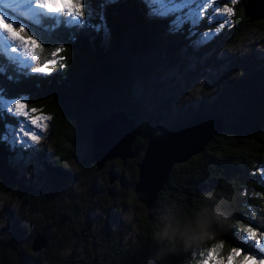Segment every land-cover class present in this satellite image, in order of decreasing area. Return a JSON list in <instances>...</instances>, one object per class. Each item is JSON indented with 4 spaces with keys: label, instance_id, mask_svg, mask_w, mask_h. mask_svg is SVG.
I'll list each match as a JSON object with an SVG mask.
<instances>
[{
    "label": "trees",
    "instance_id": "obj_1",
    "mask_svg": "<svg viewBox=\"0 0 264 264\" xmlns=\"http://www.w3.org/2000/svg\"><path fill=\"white\" fill-rule=\"evenodd\" d=\"M244 1L236 5L232 25L195 45L196 37L210 29L206 18L198 27L186 23L177 32L171 28L172 18L155 17L152 5L140 0H85L92 12V17H85L87 27L63 26L36 52L39 66L62 46L63 67L57 63L48 74L28 75L9 69V74L18 76L13 80L0 75L7 96H26L30 106L50 115L55 161L29 182L10 164L8 141L0 142V196L16 198L30 211L11 212L8 227L0 228V264H56L44 259L54 241L43 219L57 221L64 235L84 238L83 253L73 264H194L219 241L224 242L223 255L238 246L239 225L264 228V56L253 48L225 53L249 27L264 24V19L249 21L244 16ZM101 10L108 41L97 28ZM173 66L188 80L211 67L216 71L208 75L213 89L172 106L167 91L155 92L154 102L144 105L135 82ZM117 111H126L141 123L143 133L134 144L137 156L125 161L113 158L97 170L91 126ZM207 112L218 113L224 129L200 153L172 166L148 219L134 194L137 162L147 140ZM80 141L88 144V150L72 171L65 165L77 158ZM112 171L119 178L110 184ZM109 186L114 187L112 197ZM104 201L110 204L100 207ZM116 202L140 206L134 237L129 227L119 225ZM202 232L215 236L202 239ZM38 233H45L48 243L34 252L30 241Z\"/></svg>",
    "mask_w": 264,
    "mask_h": 264
},
{
    "label": "snow or ice",
    "instance_id": "obj_2",
    "mask_svg": "<svg viewBox=\"0 0 264 264\" xmlns=\"http://www.w3.org/2000/svg\"><path fill=\"white\" fill-rule=\"evenodd\" d=\"M148 2L153 5L152 14L155 17L172 18L171 28L177 32L182 31L186 23L198 27L205 22V18L210 29L215 23L214 31L203 34V40H208L231 24L235 6L240 0H225L224 3L220 0ZM63 26L87 27L82 0H0V75L8 80L17 79L18 76L9 74V69L23 75L29 72L50 73L64 59L60 53L65 49L62 46L55 48L51 52L52 59L41 66L35 64L36 50L42 49V42L51 43V35ZM60 66L63 67V64L60 63ZM49 119V116L39 113L36 108H30L25 97H9L6 89L0 87V121L4 122L0 142L11 140L21 147H30L29 142L40 141ZM10 120L15 121V124L9 123ZM237 231L241 233L238 246L223 255L224 242L219 241L207 250L202 264H264V228L241 224Z\"/></svg>",
    "mask_w": 264,
    "mask_h": 264
},
{
    "label": "rangeland",
    "instance_id": "obj_3",
    "mask_svg": "<svg viewBox=\"0 0 264 264\" xmlns=\"http://www.w3.org/2000/svg\"><path fill=\"white\" fill-rule=\"evenodd\" d=\"M116 1L121 0H104L105 3H113ZM140 1L150 4L149 2H146L148 0ZM221 1L222 0H220V2ZM223 1L225 2V0ZM82 2L84 3L85 17H92V12L89 9L88 5L85 3V0H82ZM209 11L211 12V8H209ZM98 15L101 20L98 22L97 28H101L103 30L105 41H108L109 35L108 30L105 27L106 24L102 19L104 18L102 10L98 12ZM234 21L235 15L232 17L230 25H232ZM212 26L214 27L200 33L196 37V39L194 40L195 45H200L201 43H205L207 41L203 40V34L210 30L214 31L216 28V24L213 23ZM248 48H253L259 55L264 56V24L249 27L246 33H244L239 38L236 45L228 48L225 53L231 54L235 50L243 51ZM191 68L194 69V62L193 64H191ZM200 72L204 74L196 76L194 79L188 80L182 73L179 72L178 66L162 67L158 70V72L155 73L154 77H152L151 79L147 81L139 80L135 82L136 95L140 96L142 103L147 106L150 102H154V98L157 97L155 92L160 93L161 91L165 90L168 92L167 97L170 98V106L185 103L186 100L192 99L194 96L198 95L203 89H213V86L211 85L212 80L209 78L208 75L212 74V76H214L216 74V71L213 70L211 67L207 66V68L201 69ZM157 85H159L160 87L157 88ZM23 97L27 99L26 96ZM29 107L34 108L30 105ZM38 112L50 117V115L45 114L40 110H38ZM50 119L46 121L47 126L43 129V134L41 136L40 141L29 142L31 145L30 147H21L19 144H13L11 140L8 141L12 151L10 156V164L17 170L19 177L23 176L29 182H34L38 177L43 174L47 163L53 164L55 162L54 158L52 157L53 139L49 137ZM75 150L77 153V158L66 162L65 165L72 171H75L79 168L81 164L80 158L87 153L88 144L81 143L80 141V144L76 146ZM118 166L119 165L116 166L117 170ZM123 172L125 175H128V167H125ZM99 177L101 178L102 176ZM7 203L8 207L5 209V204ZM98 204L100 205V207H103L108 206L110 203L104 201L99 202ZM115 204L119 205V225L122 227H129V234L134 237L139 229V221L141 219L140 206L138 204H132L128 202H126V204L116 202ZM21 210H23L26 214H30L29 209L25 206L23 207L18 199L13 198L11 196L1 195L0 228L5 229V227H8L10 223L11 212L18 213ZM43 223L46 226V230L51 240L54 241V244L50 247L49 252L45 254L44 259L48 262L54 261L56 264H73V259L75 257H78L79 255H82L83 253L85 244L84 238L64 235L58 226V222L55 220L43 219ZM205 256L206 254L203 255V257L194 264H202V261L205 259Z\"/></svg>",
    "mask_w": 264,
    "mask_h": 264
},
{
    "label": "water",
    "instance_id": "obj_4",
    "mask_svg": "<svg viewBox=\"0 0 264 264\" xmlns=\"http://www.w3.org/2000/svg\"><path fill=\"white\" fill-rule=\"evenodd\" d=\"M243 11L249 21L264 19V0H245ZM222 129V117L218 113L207 112L186 119L173 129L147 140L143 155L137 162L138 179L134 183V194L137 201L145 206L148 219L155 212L158 192L164 187L172 166L200 153ZM142 133L141 123L126 111H117L94 122L91 126V144L97 170L116 157L122 161L135 158L137 150L134 144ZM109 177L110 184L119 178L113 171ZM107 193L112 197L114 187L109 186ZM47 243L46 234L38 233L31 238L30 248L38 252Z\"/></svg>",
    "mask_w": 264,
    "mask_h": 264
},
{
    "label": "clouds",
    "instance_id": "obj_5",
    "mask_svg": "<svg viewBox=\"0 0 264 264\" xmlns=\"http://www.w3.org/2000/svg\"><path fill=\"white\" fill-rule=\"evenodd\" d=\"M209 235H212V237L215 236L214 233L202 232V233H201V238H202V239H206L207 236H209Z\"/></svg>",
    "mask_w": 264,
    "mask_h": 264
}]
</instances>
